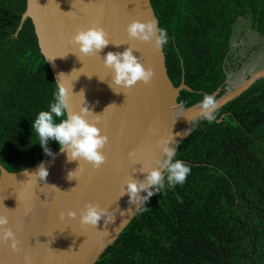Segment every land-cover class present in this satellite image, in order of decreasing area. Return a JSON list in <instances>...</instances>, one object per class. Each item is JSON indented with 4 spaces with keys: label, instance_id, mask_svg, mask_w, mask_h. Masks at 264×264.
I'll use <instances>...</instances> for the list:
<instances>
[{
    "label": "trees",
    "instance_id": "1",
    "mask_svg": "<svg viewBox=\"0 0 264 264\" xmlns=\"http://www.w3.org/2000/svg\"><path fill=\"white\" fill-rule=\"evenodd\" d=\"M176 102L189 107L225 91L233 25L264 41V0H150ZM26 0H0V165L7 172L48 155L31 123L56 83L39 51ZM58 122V121H57ZM54 153L59 145L49 140ZM176 159L183 185L155 192L95 264H264V76L191 126Z\"/></svg>",
    "mask_w": 264,
    "mask_h": 264
},
{
    "label": "water",
    "instance_id": "2",
    "mask_svg": "<svg viewBox=\"0 0 264 264\" xmlns=\"http://www.w3.org/2000/svg\"><path fill=\"white\" fill-rule=\"evenodd\" d=\"M25 18L33 25L39 51L55 83L63 73L66 76L60 82L72 87L70 111L78 112L83 106L79 94L83 90L89 109L102 113L97 126L109 142L103 149L106 162L94 170L81 161L76 179L69 180L68 172L74 171L78 162H68L59 149L41 161L49 174L40 183L34 184L24 173L35 172L41 162L16 172H7L0 165V215L8 218L7 227L20 241L18 252L0 242V264H25V257L32 264H95L141 207L129 204L127 194L120 196L125 181L130 177L143 180L147 174L139 171L143 165L145 169L155 167L154 161L161 157L157 146L161 137L172 133L178 143L185 138L192 124L202 119L200 102L179 105L176 96L183 85L172 86L163 49L154 51L150 44L127 37L126 26L133 20L157 22L150 0H26L18 29ZM94 26L102 27L111 43L100 56H80L69 40L78 30ZM129 45L136 49L133 55L144 67L153 70L154 77L148 85L137 83L115 93L109 87L111 71L104 67L102 57L109 51L123 52ZM263 76L264 69L249 75L232 92L225 89L216 98L219 107ZM177 144L171 146L176 149ZM140 195L147 193L141 191ZM88 203L109 211L118 209L114 222L107 225V235L103 219L97 229L79 222L80 210ZM129 209L132 212L127 214ZM68 210L76 212V218L61 220L60 213Z\"/></svg>",
    "mask_w": 264,
    "mask_h": 264
},
{
    "label": "clouds",
    "instance_id": "3",
    "mask_svg": "<svg viewBox=\"0 0 264 264\" xmlns=\"http://www.w3.org/2000/svg\"><path fill=\"white\" fill-rule=\"evenodd\" d=\"M125 31L129 40L148 43L154 51H160L169 40L167 31L162 27H158L155 20L143 22L133 20L126 26ZM69 43L77 47L80 56L90 57L100 56L99 53L111 41L102 27L94 26L86 30H78L70 38ZM113 45L119 46L118 44ZM134 50L136 49L129 45L123 52L109 51L102 57L104 67L111 71L109 87L115 93H120L117 89H130L137 83L148 85L154 77L153 70L145 68L140 59L133 55ZM80 56H77L79 60ZM62 76L66 75L63 73L58 74L57 86L53 92V101L49 104L48 110L38 112L31 123V128L37 134L39 144L46 155L54 156L47 148L48 141L54 140L59 145V151L66 155L68 162H78V167L74 171L68 172V179L71 180L76 179L74 174L79 169L81 161L90 164L94 170L99 169L106 162L103 149L109 141L108 136L102 134L101 128L97 126L102 113L94 114L89 109L84 99L83 90L79 92L83 96V106L78 112L70 111V95H73L72 87L69 89L60 82ZM218 107L217 99L209 94H205L198 105L200 115L207 121L215 119ZM177 143L172 133L168 137H161L157 141L161 157L154 161L155 167L145 169L142 164L143 167L139 171L147 173L144 179L135 180L132 177L127 179L125 181L126 187L122 190L120 196L127 194L129 204L136 205L137 209L141 205L144 206L145 202L155 192H159L166 182L170 186L183 185L191 169L188 165L176 159V149L171 145ZM132 155L133 153L130 152L129 156ZM24 174L28 179L31 178L35 184L45 181L49 173L43 162H41L35 172L25 171ZM44 185L59 190L54 185L46 183ZM141 191L146 192L147 195L141 196ZM116 211L118 209L109 211L94 203H88L80 210L79 222L84 226L97 229L98 222L103 219L105 225L103 232L107 235V225L114 222ZM130 212H132L131 209L128 210L127 214ZM76 215V212L68 210L66 213H60L59 218L63 220L67 216L75 219ZM121 215H125V213L122 212ZM7 225L8 218L0 215V242L6 244L11 251L18 252L20 241L17 239L16 233ZM25 264H32L30 258L25 257Z\"/></svg>",
    "mask_w": 264,
    "mask_h": 264
},
{
    "label": "rangeland",
    "instance_id": "4",
    "mask_svg": "<svg viewBox=\"0 0 264 264\" xmlns=\"http://www.w3.org/2000/svg\"><path fill=\"white\" fill-rule=\"evenodd\" d=\"M226 64L228 71L224 89L227 92L240 86L249 75L264 69V41L248 28V19L240 18L233 25L231 50Z\"/></svg>",
    "mask_w": 264,
    "mask_h": 264
}]
</instances>
